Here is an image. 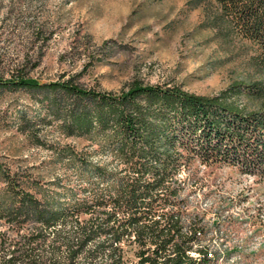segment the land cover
<instances>
[{
	"label": "trees",
	"instance_id": "16d2710c",
	"mask_svg": "<svg viewBox=\"0 0 264 264\" xmlns=\"http://www.w3.org/2000/svg\"><path fill=\"white\" fill-rule=\"evenodd\" d=\"M216 1L255 47L259 75L213 96L140 80L105 91L75 76L40 82L23 67L0 70V92L26 93L44 114L36 122L58 126L65 138H101L126 167L117 176L106 165L85 164L88 187L45 199L9 178V199L0 202V264H210L220 258L206 226L179 208L182 189L174 177L182 163L195 160L264 177V0ZM20 121L37 139L36 124Z\"/></svg>",
	"mask_w": 264,
	"mask_h": 264
},
{
	"label": "rangeland",
	"instance_id": "374dc122",
	"mask_svg": "<svg viewBox=\"0 0 264 264\" xmlns=\"http://www.w3.org/2000/svg\"><path fill=\"white\" fill-rule=\"evenodd\" d=\"M255 56L216 0H0V70L23 67L40 82L75 76L118 91L140 80L213 96L256 78ZM38 114L26 93L0 92V202L9 199V178L45 199L88 187L85 164L123 174L105 140L65 138L58 126L36 122ZM21 116L36 124L37 139ZM174 181L182 189L179 208L206 226L220 257L210 264H264V177L195 160L182 163Z\"/></svg>",
	"mask_w": 264,
	"mask_h": 264
},
{
	"label": "built area",
	"instance_id": "2783aa9c",
	"mask_svg": "<svg viewBox=\"0 0 264 264\" xmlns=\"http://www.w3.org/2000/svg\"><path fill=\"white\" fill-rule=\"evenodd\" d=\"M195 257H197V256H195Z\"/></svg>",
	"mask_w": 264,
	"mask_h": 264
}]
</instances>
